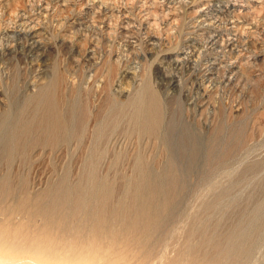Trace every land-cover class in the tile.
<instances>
[{
  "label": "rangeland",
  "instance_id": "374dc122",
  "mask_svg": "<svg viewBox=\"0 0 264 264\" xmlns=\"http://www.w3.org/2000/svg\"><path fill=\"white\" fill-rule=\"evenodd\" d=\"M138 99L160 109L146 133ZM0 138L2 227L60 252L37 210L67 195L70 226L94 181L128 212L150 174L157 229L102 261L264 264V0H0Z\"/></svg>",
  "mask_w": 264,
  "mask_h": 264
},
{
  "label": "bare ground",
  "instance_id": "6f19581e",
  "mask_svg": "<svg viewBox=\"0 0 264 264\" xmlns=\"http://www.w3.org/2000/svg\"><path fill=\"white\" fill-rule=\"evenodd\" d=\"M208 25L210 26V24ZM235 45L234 39H228L226 44L227 47L234 48ZM236 48L237 46L235 47V51ZM136 107L138 108L135 113L136 116H133L132 120L139 124V128L142 132H149L160 123V109L155 100L150 101L147 107L144 101L138 99ZM54 139H56L55 136ZM171 185L172 183L170 181L164 183L165 187H171ZM4 186L5 183L0 189V197L6 190ZM90 188H92L93 191L96 190L98 194H100L98 197L91 193L89 195L84 193L77 196L76 204L73 209V213L77 218L75 222L72 221L70 226L69 222L66 220L67 218L62 217L66 210L67 195L59 196L52 201L51 204L53 203V208L51 210L40 208L37 210V213H35L38 216H44L46 219L47 227L43 237H47V239L52 238V235H49V228L51 225L53 229L55 227L59 228V234H61L65 240L63 250L62 246H59L62 251L58 252V248L51 240H47L46 242V240H38L37 238L28 239V237L24 235V226H0V251L8 254L6 258L0 256V258H4L2 261L5 264H117L112 253L107 257V260L102 261L100 257L101 251L104 248L103 240L106 239L110 251L115 252L120 240V235L131 237L130 241H133V243L137 245L136 248L138 251H143L145 244H147L146 241L148 237L157 229L159 219L161 218L158 209L152 207V205H154L153 194L157 192L156 190L162 188V184L158 183L150 174H138L134 177L129 190L131 194L134 193V198L142 199L143 203L138 206L127 208L129 210L128 212L124 211L125 206L120 204L118 209L113 211L114 213H109L106 205L112 194H110V189L104 185L100 186L96 182L94 183V181H92ZM8 197L9 196H7V198ZM94 197H97L99 200V203H97L98 206L96 205L95 208L88 203L89 199ZM168 207L165 209L167 212ZM50 214H59L60 217L55 216L59 221L50 217ZM112 218L119 221V229L115 230V228L111 226L109 220ZM111 255H113V257H111ZM25 259H30L32 262H26L24 261Z\"/></svg>",
  "mask_w": 264,
  "mask_h": 264
}]
</instances>
